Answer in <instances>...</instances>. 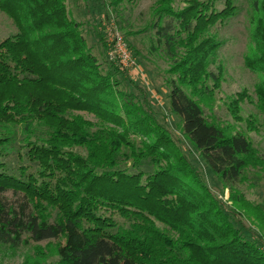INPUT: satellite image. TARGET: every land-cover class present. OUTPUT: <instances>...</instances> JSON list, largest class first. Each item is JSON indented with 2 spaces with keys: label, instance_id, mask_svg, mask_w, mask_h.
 Masks as SVG:
<instances>
[{
  "label": "trees",
  "instance_id": "16d2710c",
  "mask_svg": "<svg viewBox=\"0 0 264 264\" xmlns=\"http://www.w3.org/2000/svg\"><path fill=\"white\" fill-rule=\"evenodd\" d=\"M181 2L157 0L151 21L153 50L170 60V111L235 205H252L239 186L264 157L202 105L221 87L219 29L239 8ZM250 2L257 49L245 61L259 76L257 98L237 93L229 108L255 130L258 117L245 120L241 105L250 99L264 116V0ZM0 10L19 28L0 42L1 246L33 249L23 264H264L261 237L243 233L173 133L121 90L123 71L104 70L65 0H0Z\"/></svg>",
  "mask_w": 264,
  "mask_h": 264
},
{
  "label": "rangeland",
  "instance_id": "374dc122",
  "mask_svg": "<svg viewBox=\"0 0 264 264\" xmlns=\"http://www.w3.org/2000/svg\"><path fill=\"white\" fill-rule=\"evenodd\" d=\"M181 1L177 0V4L183 7L184 3ZM234 1L239 8L238 16L226 27L219 29V40L223 43L219 50L217 64L221 65L223 70L221 87L216 91L214 99L205 100L202 105L206 115L219 125L245 133L254 148L264 157V116L256 105L250 102V99L242 103L241 116L245 120L254 115L258 117L257 129L251 130L246 121L236 122L229 108L231 97L243 91L249 92L251 98L256 100L255 85L259 82V76L247 68L245 61L247 56L257 49L254 43L255 13L250 0ZM156 2L157 0H123L120 6L114 8L112 0H65L70 17L81 24L88 45L104 70H110L112 63L123 71L122 74H116L121 82V90L134 94L137 101L153 111L159 123L173 133L185 154L201 169L212 193L227 211L233 212L237 220H240L238 225L243 228V233L255 238L261 237L259 242L264 245V166L251 168L247 173V179L239 186L240 192L252 205L237 206L231 200V190L223 186L211 174L204 161L185 141L180 129V120L171 113L169 106L170 60L162 48L153 50L154 31L151 29V21ZM223 3L224 0H218V7L222 8ZM112 22L127 44L133 47H129L136 62L133 69H123L111 61L108 46L105 49L100 42L99 33L104 35L107 44V27ZM128 31L133 32V36L127 38ZM18 32L19 28L14 20L0 10V42ZM155 46L157 47L156 44ZM135 52L139 53V56ZM83 115L93 122L98 120L95 115L88 113ZM22 139V136L18 137L7 158L12 166L20 162L18 154L22 151L20 145ZM41 245L46 246V243ZM33 253L30 247L13 251L9 247L0 245V264H23L26 257ZM52 259L55 260V258Z\"/></svg>",
  "mask_w": 264,
  "mask_h": 264
},
{
  "label": "built area",
  "instance_id": "2783aa9c",
  "mask_svg": "<svg viewBox=\"0 0 264 264\" xmlns=\"http://www.w3.org/2000/svg\"><path fill=\"white\" fill-rule=\"evenodd\" d=\"M111 23L108 29L107 46L109 49L110 60L120 65L123 69H133L136 66L129 46L124 37L117 31V28Z\"/></svg>",
  "mask_w": 264,
  "mask_h": 264
}]
</instances>
